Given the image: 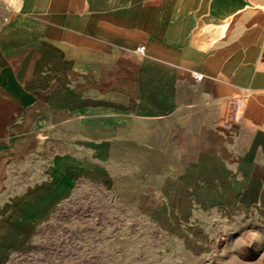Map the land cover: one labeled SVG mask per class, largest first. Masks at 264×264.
<instances>
[{"label":"crops","instance_id":"0c3cea01","mask_svg":"<svg viewBox=\"0 0 264 264\" xmlns=\"http://www.w3.org/2000/svg\"><path fill=\"white\" fill-rule=\"evenodd\" d=\"M220 3L195 7L217 14ZM160 11L153 0H0V220L21 203L53 205L69 178L103 170L114 129L149 114L198 142L188 146L198 159L186 171L230 191L229 228L246 241L241 264H264V62L254 65L253 44L236 32L223 41L221 21L192 23L202 32L195 37L183 22L162 29ZM238 72L260 73L240 85ZM244 85L253 91L238 120L225 121L226 105L223 118L212 115ZM184 89L199 113L179 123L171 114ZM79 140L90 159L67 143ZM45 171L47 185L26 184L25 174ZM13 188L35 190L12 205ZM10 247L0 236V251Z\"/></svg>","mask_w":264,"mask_h":264},{"label":"rangeland","instance_id":"374dc122","mask_svg":"<svg viewBox=\"0 0 264 264\" xmlns=\"http://www.w3.org/2000/svg\"><path fill=\"white\" fill-rule=\"evenodd\" d=\"M197 1L153 0V4L161 5L162 29L171 26V22H183L187 24L184 32L191 35L194 32L197 37L202 32L198 33V25L191 29L192 23L204 18L221 21L223 41L236 32L239 39L246 38L253 44L257 55L254 65L264 62V0H220L217 14L213 9L203 14L195 7ZM214 1L205 0L210 5ZM157 17L154 6V22ZM259 73L238 72L239 84L243 83L241 80L251 82ZM221 77L229 81L225 72ZM244 87L248 88L242 90L237 86L233 95L246 100L248 89L253 88ZM193 99L188 89L176 94V108L171 115L179 123L198 115ZM226 101L214 108L213 116L223 118ZM163 123L147 114L115 128L107 141L104 169L95 168L88 175L69 178L53 205L33 202L16 205L35 189L7 190L16 207L0 220L1 242L11 245L0 251V264L244 262L245 237L237 236L229 228L230 210H235L230 204V191L214 189L209 182H198L186 171L189 161L198 159L187 156L189 152L197 153V149L188 146H196L198 142H189L180 133H167ZM67 143L74 146L79 158H91L85 156L89 154L84 148L88 142ZM92 158L100 161L99 157ZM25 176H29L26 184L30 186L38 184L35 179L42 180L39 185L51 181L48 171ZM26 213L30 218L20 220Z\"/></svg>","mask_w":264,"mask_h":264},{"label":"built area","instance_id":"2783aa9c","mask_svg":"<svg viewBox=\"0 0 264 264\" xmlns=\"http://www.w3.org/2000/svg\"><path fill=\"white\" fill-rule=\"evenodd\" d=\"M145 46H139L135 52L139 53L141 55L145 54ZM194 77L197 80H201L203 78L202 74L194 75ZM244 108V97L243 96H234L230 98L227 103H226V110H225V115L224 119L228 124H231L235 122L236 120L239 119L241 116V113Z\"/></svg>","mask_w":264,"mask_h":264}]
</instances>
